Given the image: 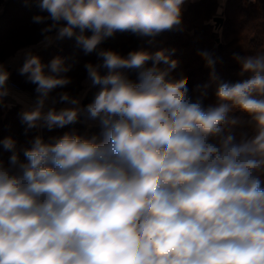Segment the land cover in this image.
<instances>
[{"label": "clouds", "instance_id": "9594fccd", "mask_svg": "<svg viewBox=\"0 0 264 264\" xmlns=\"http://www.w3.org/2000/svg\"><path fill=\"white\" fill-rule=\"evenodd\" d=\"M24 2L39 9V46L74 40L96 56L83 84L97 90L84 104L64 90L65 58L17 52L34 85L20 121L37 134L0 138V264H264V51L233 54L235 81L198 51L209 82L190 89L175 49L102 47L183 30L189 0ZM10 76L0 61V106ZM77 123L99 131L40 134Z\"/></svg>", "mask_w": 264, "mask_h": 264}, {"label": "trees", "instance_id": "16d2710c", "mask_svg": "<svg viewBox=\"0 0 264 264\" xmlns=\"http://www.w3.org/2000/svg\"><path fill=\"white\" fill-rule=\"evenodd\" d=\"M221 7L222 12L217 14ZM37 14L39 9L34 3L26 5L24 0H0V61L29 45L37 46L33 50L45 64L53 57L61 56L67 64L72 65L67 75L73 83L64 90L73 95H80L84 91L86 95L82 102L87 104L97 89L86 88L83 84L86 78L83 65L87 61L96 62V56H84L76 48L74 40L65 39L48 47L39 46L41 26L32 23V17ZM219 15L223 20L216 23L215 18ZM212 21L214 24L210 23ZM182 28L164 32L151 43L149 38L117 32L102 47L122 55L141 48L151 52L175 49L173 59L179 61L175 75L187 77L190 89L209 82V69L197 54L198 51L207 50L217 58L216 72L219 76L225 81H235L238 79L239 65L233 60V54L248 55L264 51V0H225L222 6L219 0H190L184 5ZM22 63L23 60L12 67L11 75L24 89L34 91V85L27 83L25 77L19 74ZM214 90V85L208 89L209 101L213 99ZM22 110L18 103L0 106V138L11 136L18 147L27 146V142L37 134L36 130L26 132L25 125L20 121ZM68 131L85 134L98 132L99 129H89L84 123H77L51 132L41 129L40 134L47 139ZM7 156L8 153H5V160Z\"/></svg>", "mask_w": 264, "mask_h": 264}, {"label": "crops", "instance_id": "0c3cea01", "mask_svg": "<svg viewBox=\"0 0 264 264\" xmlns=\"http://www.w3.org/2000/svg\"><path fill=\"white\" fill-rule=\"evenodd\" d=\"M29 47H32L33 49L37 48V46L29 45V46H26V47L21 48V49H25V48H29ZM17 52L15 53V55H13L12 57H10V58L2 61V62H4L7 66L11 65V67H16L20 63V61L22 60V58H17ZM81 94H84V91H82L80 93V95ZM33 97H34V91H30V90L24 89V88L21 91L12 89V95L7 97L4 101V103L10 104V105L18 103L24 109L25 106L31 102ZM62 106L63 105H57L58 108L62 107Z\"/></svg>", "mask_w": 264, "mask_h": 264}, {"label": "built area", "instance_id": "2783aa9c", "mask_svg": "<svg viewBox=\"0 0 264 264\" xmlns=\"http://www.w3.org/2000/svg\"><path fill=\"white\" fill-rule=\"evenodd\" d=\"M11 69H12L11 65H8V70L10 72H11ZM8 84L11 89L18 90V91H21L23 89L21 84L12 75L10 76Z\"/></svg>", "mask_w": 264, "mask_h": 264}, {"label": "water", "instance_id": "95a60500", "mask_svg": "<svg viewBox=\"0 0 264 264\" xmlns=\"http://www.w3.org/2000/svg\"><path fill=\"white\" fill-rule=\"evenodd\" d=\"M215 20H216V23H219V22H221L222 20H223V17L222 16H217L216 18H215ZM219 40V39H218Z\"/></svg>", "mask_w": 264, "mask_h": 264}]
</instances>
